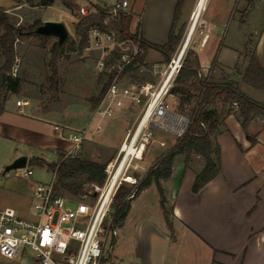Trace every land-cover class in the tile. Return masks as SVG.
Masks as SVG:
<instances>
[{
  "label": "crops",
  "instance_id": "obj_1",
  "mask_svg": "<svg viewBox=\"0 0 264 264\" xmlns=\"http://www.w3.org/2000/svg\"><path fill=\"white\" fill-rule=\"evenodd\" d=\"M177 1L146 0L142 13L137 14L134 19L131 7V31L139 19L141 38L148 44L162 46L167 41ZM195 1L183 0L176 28L179 29L184 21L186 11L187 17L190 15ZM232 4L233 1L228 0L212 20H204L202 14L207 34L198 44L197 50L195 45L194 51L200 68L211 66L214 82L233 81L242 91L239 82L245 67L240 69L236 66L237 62H232L217 71L210 56L203 57L205 60L200 56L211 36L229 20ZM18 7L15 1L0 0V11L8 18L15 16ZM235 16L236 13L233 14L232 23L236 33L231 36L234 44L231 43L226 48L229 52L235 51L233 45L241 41L242 30L247 26H254L255 36H244V42H253V51L264 69V0H242L236 19ZM40 23L42 24L41 21ZM2 32L0 26V35ZM238 57L236 55L237 59ZM2 61L0 54V65ZM146 63L145 57L144 66ZM134 73L136 72L128 74V77ZM0 97L3 107L0 113V143H8L12 148L15 146L9 156L11 161L22 156L27 161L29 158L40 159L37 155H41L44 149L51 153L55 150L57 162L64 157L71 146L56 136L53 125L80 128L67 124L62 116L38 109L18 93L2 90ZM256 101L263 103L264 97ZM213 109L225 128L214 141L219 148L218 175L194 194L191 189L195 175L203 168V159L191 155L187 167H184V156L177 155L174 157L169 178L158 182L166 217L160 206V196L154 181L130 203L125 221L136 220L133 225L136 234L133 242L135 255L139 257L141 264H151L149 256L152 253V240L159 250L160 264H180L177 255L168 257L164 254L167 249L178 252L180 247L188 248V258L193 256L191 264H264V122L256 119L249 124L248 135L256 141L254 145H250L234 116L236 108L233 104L217 100ZM90 118L91 115L85 119L86 122L81 128L90 124ZM73 119L79 120V116ZM161 150L143 153L139 164L146 172L166 153ZM36 183L35 180L28 183L29 199ZM148 211H151L150 215L155 224L150 218H142L148 216ZM154 235L157 238H153ZM118 248L116 240L114 250Z\"/></svg>",
  "mask_w": 264,
  "mask_h": 264
},
{
  "label": "rangeland",
  "instance_id": "obj_2",
  "mask_svg": "<svg viewBox=\"0 0 264 264\" xmlns=\"http://www.w3.org/2000/svg\"><path fill=\"white\" fill-rule=\"evenodd\" d=\"M24 1L25 0H19L18 4L20 6L17 8L15 16L8 18L11 24L15 25V27L25 29L35 24H41L40 21L42 24L45 22H58L65 27L67 31V38L64 42L63 50L56 60L57 81L53 86H51L49 82V77L51 75L50 62L52 59L50 52L53 46L52 44L56 43V39L46 38L42 40L40 39V36H31L28 38H22L15 43L14 50L16 53V60L14 63H17L18 65L16 77L21 82L18 95L32 102L38 109L48 110L55 116H62L63 119L67 121V124L81 128L86 122L85 119L89 117L94 110V99L101 92L103 82H105L107 78H104L105 81L103 80L102 82H99L100 78L103 76L97 74L95 70V54L87 53L84 49L81 50L79 47V37L74 32V23L78 18L76 13H71L70 11L65 10L61 6L59 0H55L54 3L47 8L37 6L39 0H34L33 5L35 6L33 7L25 4ZM73 1L78 7H84L88 11H93L91 5H110L116 0ZM127 1L129 2L130 8L132 7L134 19V17L136 18L137 14L142 13L146 0ZM227 1L228 0H207L205 5L206 8L204 7L203 11L204 20H212L213 16L221 7H223ZM232 1V15H230L229 20L226 21L227 23L224 25V27H220L216 34L211 36L205 49L201 50L200 52V56L202 58H208L210 56L212 60L210 61L213 65H216L217 71L225 66V64H232V62H237L236 66L240 69L244 68L247 64V58L249 54L253 51V42L249 40L244 42V36H255V27L252 25L247 26L242 30L243 33H241V37L243 39L241 38V41H237L236 45H233L235 51L229 52V50L226 48L231 43L234 44V42H231V36L236 32L233 31L234 24L232 23V17L234 13H236V16L239 14L242 0ZM192 9L190 11L191 13L193 11ZM191 13H189L190 15L187 17L186 11L183 16L184 21L179 25V29L176 28V31H181V38L177 48L170 55L169 60L175 54V52H178V49L182 44L188 29L191 30V34L188 39V44L185 51L188 49L194 51L195 45L197 50L198 44L202 42V39L207 34V29L203 22L202 15L200 18V23L199 19L194 20L191 24L189 23ZM236 16L235 19L237 18ZM237 35H239L238 32ZM185 51L183 53L184 55ZM236 55H239L238 59L236 58ZM203 60H205V58H203ZM146 61L147 63L144 66V70L136 72L130 77H127L126 80L128 82L154 83L156 82L157 77L152 74L151 65L159 64L157 67H155L158 73L162 70V66L168 63L165 62L164 58L159 53L153 50L148 51ZM208 64H210V62ZM210 78L213 79V71ZM241 88L242 93L252 100L256 101L258 98L264 97L263 92L253 90L244 86L243 84H241ZM143 103L144 101L139 104H126L122 109L115 113L113 118L103 121L102 129L99 135L93 139H86L82 144L81 150L75 156V158L103 165L104 170L106 169L107 165L110 163L113 164L119 153L120 146L125 140L126 136L128 134L131 136L137 127L138 121L142 116ZM166 103L175 112L189 119L192 118L195 108L194 101L190 104L181 103L179 97L174 95V98L167 99ZM76 116H79V120L73 119ZM149 130L151 131L152 135L148 145L146 146L145 152H150L151 150L160 152L161 149L163 153L167 152L177 141L172 135L161 130H157L155 128H150ZM159 143H163L164 146H160ZM13 148H15V146H13ZM13 148L8 143H0V209L11 208L20 217L26 218L31 205V199H29L27 194L29 181L35 180L37 182L46 183L50 182L54 175L45 167H29L28 165H26V168H29L32 171V176L28 179L19 178L16 176V174H20L23 169L5 172V167L13 162V160L11 161L9 157L10 153L13 152ZM54 151L55 150H52L51 153L48 149H44L41 155L39 154L37 156H39L40 159H42L47 164H55L57 162V158ZM31 159L32 158H29V160ZM120 159L121 156H119L116 165ZM134 161L135 160H133V162ZM195 161L196 160H193V162ZM116 165L114 168H116ZM136 176L137 179H140L142 173L139 172L136 174ZM121 177L122 176H120V178ZM94 186L100 187V185L96 183L86 182L83 185L82 194L77 197L62 191L60 192L62 195L72 198L73 200H81V197L85 193L93 190ZM120 187L127 191H129L130 188L129 184L126 183H122ZM67 206L73 207L74 201L68 202ZM112 209L113 208H111V210ZM148 212V216H144L142 218H150L151 222L155 224L153 217L150 215L151 211ZM135 222L136 220L131 222L125 221L123 228H121V230L118 228L117 245L119 248L118 250L113 249V259L115 264H141L138 259L139 257L135 255L134 249L133 240L136 234H134L135 230H133V225ZM153 238L157 237L154 235ZM152 241V253L150 256H148L150 258L151 264H160V257L158 253L159 250L155 246V243V245H153ZM179 249L180 251L178 252H176L174 249L171 251H168L167 249L164 254H167L168 257L177 255L180 264H191L193 261V256L188 258V248L180 247ZM143 257L146 258L144 254ZM0 264L35 263L31 255L28 254L23 259L19 257L12 261L0 258Z\"/></svg>",
  "mask_w": 264,
  "mask_h": 264
},
{
  "label": "built area",
  "instance_id": "obj_3",
  "mask_svg": "<svg viewBox=\"0 0 264 264\" xmlns=\"http://www.w3.org/2000/svg\"><path fill=\"white\" fill-rule=\"evenodd\" d=\"M100 7L106 11L104 23L117 22L120 17H132L127 0H116ZM87 14L88 10L84 7L77 12L80 17ZM84 50L95 54L97 74L111 79L91 113L90 124L80 129L53 125L56 136L71 146L63 158H74L86 139L99 135L103 121L113 118L126 104L144 101L142 116L134 133L131 136L128 134L121 144L115 162L104 170L103 184L94 186L81 200L62 195L56 189L53 176L50 182L35 184L26 218L20 217L11 208L0 209V258L12 261L29 254L35 264H115L113 249L119 229L114 225L112 202L122 183L130 186L124 201L130 204L136 197L140 180L146 173L139 162L152 135L149 129L161 130L178 140L191 124L192 119L175 112L166 103L167 99L174 98L172 89L184 54L179 56L175 52L158 73L157 66H152L151 72L157 77L156 82L132 83L126 80L128 74L145 68L139 60L142 51L136 39L120 38L115 31L90 27ZM17 70L18 65L14 63L9 75L16 77ZM211 73V66L201 68L197 71V78L208 82ZM233 106L236 108L235 104ZM159 145L164 146L163 143ZM127 146L132 150L129 154ZM119 156L121 159L116 165ZM139 172L142 176L137 179ZM16 176L28 179L32 171L25 167ZM71 201H74V206H67Z\"/></svg>",
  "mask_w": 264,
  "mask_h": 264
},
{
  "label": "trees",
  "instance_id": "obj_4",
  "mask_svg": "<svg viewBox=\"0 0 264 264\" xmlns=\"http://www.w3.org/2000/svg\"><path fill=\"white\" fill-rule=\"evenodd\" d=\"M12 1H15L20 6L18 4L19 0ZM59 2L66 10L77 14L79 7L75 5L73 0H59ZM182 2L183 0L177 1L168 38L162 46L146 43L141 38V28L138 22L131 31V16L120 17L117 22L104 23L106 11L98 5L89 4L93 11H88L85 17L78 16L74 23V32L79 37V47L81 50L85 48L87 43V30L90 27L97 26L102 30L117 32L120 38L130 37L136 39L142 51L139 59L140 62H143L149 50L156 51L164 58L165 62H168L170 55L177 48L181 38V31H176V25L179 20ZM24 3L31 7L35 6L33 5L34 0H25ZM52 4L53 0H39L37 6L46 8ZM40 25L35 24L25 29L15 27L9 22L6 14L0 11V26L3 30L0 35V54L3 59L0 65V92L6 90L7 92L18 93L21 82L17 77H11L9 75L16 58L14 45L22 38L37 36L34 34V30ZM46 38L40 36L42 40ZM63 46L64 43L58 45L56 42L51 48V75L49 77L51 86L55 85L57 81L56 60L62 52ZM199 68L196 52L191 49L186 50L179 73L174 81L172 94L178 96L181 103L190 104L193 101L195 102L191 124L184 136L178 139L173 147L154 163L142 177L138 185L136 196L154 181L160 196V206L165 217L166 212L163 207V198L158 182L159 180L169 178L175 156H184V167H187L191 155H197L203 159V168L195 175L191 189L194 194L219 173V148L214 141L225 128L222 120L219 119L213 109L217 100L236 105L234 116L250 145H254L256 141L248 135L247 128L249 124L256 119L264 122V102L259 103L244 95L239 89L238 84L233 81L216 83L211 78L208 82L198 79L197 71ZM104 78V76L101 77L99 82H102ZM110 79L111 77L107 78L106 81L104 80L105 82H103L101 92L94 99V106L102 99ZM239 84L264 93V69L260 65L254 51L247 58V64L242 72ZM2 110V100L0 97V113ZM202 125L205 127H202ZM27 165L29 167H45L55 176L56 189L74 197L82 194L83 185L86 182L102 185L105 178L103 165L75 157L62 158L55 164H47L40 159H31ZM127 193V190L120 187L114 197L112 204L114 211L113 219L114 225L117 228L122 227L129 210L130 204L124 201Z\"/></svg>",
  "mask_w": 264,
  "mask_h": 264
},
{
  "label": "water",
  "instance_id": "obj_5",
  "mask_svg": "<svg viewBox=\"0 0 264 264\" xmlns=\"http://www.w3.org/2000/svg\"><path fill=\"white\" fill-rule=\"evenodd\" d=\"M37 36L52 37L56 39L58 45L63 44L67 38V31L65 27L57 22H45L34 30ZM27 165L26 157L22 156L15 159L12 163L5 167L4 171L24 169Z\"/></svg>",
  "mask_w": 264,
  "mask_h": 264
},
{
  "label": "bare ground",
  "instance_id": "obj_6",
  "mask_svg": "<svg viewBox=\"0 0 264 264\" xmlns=\"http://www.w3.org/2000/svg\"><path fill=\"white\" fill-rule=\"evenodd\" d=\"M206 3H207V0H196L195 5L193 7V11H192L191 16H190V21H189L190 24L194 20H198V19H199V23H200V18H201V15L203 14L204 7H205ZM190 34H191V30L188 29L186 34H185L184 40H183L182 44L180 45V47L178 49L177 53L179 54V56H182V54L184 53V51L186 49V46L188 44L187 42H188V39L190 37ZM147 115H148V113L143 118V120L141 122V125L146 120ZM140 126H139V128H140ZM139 128L136 130V133L139 131ZM136 133H135V135H136ZM126 150H127V154L132 152V150L128 146L126 147Z\"/></svg>",
  "mask_w": 264,
  "mask_h": 264
}]
</instances>
